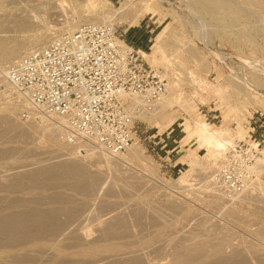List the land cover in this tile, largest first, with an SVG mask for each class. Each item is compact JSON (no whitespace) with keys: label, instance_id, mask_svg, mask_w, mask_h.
Returning <instances> with one entry per match:
<instances>
[{"label":"rangeland","instance_id":"obj_1","mask_svg":"<svg viewBox=\"0 0 264 264\" xmlns=\"http://www.w3.org/2000/svg\"><path fill=\"white\" fill-rule=\"evenodd\" d=\"M76 1L77 7L72 6L73 0H51L52 5L41 12L27 6L28 0H0L3 44L21 48L29 44L43 26V30L45 26H65L71 21L72 7L85 8L87 12L100 11L102 7L116 16L112 24L135 49L150 55L157 46L163 48L170 69L175 72L172 73L177 75H170L160 65L152 67L162 74L166 71V81L175 82L176 88L161 116L156 114L158 107L138 126L134 145L140 148L142 160L132 157V163L102 168L99 165L104 163L99 162L96 155L85 158L86 164L81 162L82 146L75 148L81 161L68 160L66 152H71L72 148L63 143L65 149L59 151L61 156L58 147L51 144L50 132L40 117L29 122L18 118L22 107L11 110L12 115H5V109L10 111L15 102L0 82V196L3 195L2 203L5 200L3 204L0 202L1 211L23 212L24 217L29 218L28 225L38 231L37 240L32 239L33 235L23 245L20 244L23 240L10 244L1 240L0 245L10 247L1 252L0 264H181L182 252H189L190 247L194 252L208 253L219 244L225 259L223 264H235L237 258L241 261L237 259L236 264H241L242 260V264H264V198L261 193L258 189L251 190V184L239 196H224L213 181L222 151L217 156L212 155L199 148L198 141L189 138L188 131H184L185 126L189 132L194 131V117H198L210 130L221 131L229 142L238 140V135L239 140L245 142L264 141V0H96L89 4L84 2L85 6L82 5L86 0ZM17 9L24 12L19 14ZM25 13L40 16L42 27L24 21ZM78 24H74V29ZM216 56H225L228 60L221 64ZM231 67L243 69L246 81L232 80L226 70ZM199 81L206 86L201 87ZM213 87L223 92L214 95ZM172 146L179 149L177 159L173 158ZM261 148L264 149V143ZM178 158L184 161L180 167L176 166ZM260 159L256 163L255 179L264 186V165L259 163ZM77 162L83 165L81 169L85 174L82 169V175L68 177L57 171L47 176L43 174L37 178L39 180L28 179L33 169L44 170L62 163L69 168L78 165ZM81 185L85 189L79 188ZM42 215L56 223L52 225L47 221L45 228L33 224L39 222ZM49 223L54 228L59 227L54 234L50 233L54 229ZM77 232L83 235V240H77ZM52 237H55L53 241ZM13 244L17 247L13 248ZM61 245L62 248L57 249ZM96 249L104 250V254L98 255L101 252ZM87 250L96 254L90 256ZM232 252L240 254L236 256ZM129 253L138 255L137 263L129 258ZM231 259L234 262H229Z\"/></svg>","mask_w":264,"mask_h":264},{"label":"built area","instance_id":"obj_2","mask_svg":"<svg viewBox=\"0 0 264 264\" xmlns=\"http://www.w3.org/2000/svg\"><path fill=\"white\" fill-rule=\"evenodd\" d=\"M141 52L108 23L80 24L53 37L6 66V81L28 103L18 118L29 122L42 115L57 123L67 146L88 143L116 158L135 143L142 117L167 94L165 74ZM226 70L232 80L246 81L243 69ZM262 143L233 141L222 150L213 181L224 196L232 198L254 181Z\"/></svg>","mask_w":264,"mask_h":264},{"label":"bare ground","instance_id":"obj_3","mask_svg":"<svg viewBox=\"0 0 264 264\" xmlns=\"http://www.w3.org/2000/svg\"><path fill=\"white\" fill-rule=\"evenodd\" d=\"M28 1H30L29 2V4L27 5V6H29V7H33L34 9H37V10H42L41 12H43V10H47V8L50 6V5H52L51 3H50V1L51 0H28ZM53 1V0H52ZM76 0H73V2H75ZM83 1V0H82ZM96 0H86V1H83V5L82 6H85L84 4V2H87V4H89V3H92V2H95ZM71 2H72V0H71ZM77 2V1H76ZM76 2L75 3H73L72 4V6H76L77 7V5H75L76 4ZM102 1H100V4H102L101 3ZM55 3V2H54ZM53 3V4H54ZM146 3V2H145ZM86 4V5H87ZM69 5V4H68ZM71 5V4H70ZM103 5V4H102ZM56 6V5H55ZM105 6V5H104ZM53 7V6H52ZM52 7H51V10H54V9H52ZM59 7H60V5H59ZM70 7V6H69ZM79 7H80V4H79ZM99 7H100V5H99ZM106 7V6H105ZM105 7H104V9H105ZM60 8H62V7H60ZM73 9V11H72V18H71V21L69 20L67 23H66V25L65 26H63V27H59V28H57V27H47V26H45L46 28L43 30V28H44V26H43V28H42V31L41 30H39V32H38V34H36L35 36H33L32 37V39L30 40V42H29V44H27L26 46H24V47H21V48H16V47H7V46H5L4 44H3V40L2 39H4V37L2 36V37H0V82L5 86V89H6V91H8L9 93H10V96L12 97L11 99H12V101L13 102H15V104L13 105L14 106V108H9V110L10 111H8V109H5V115L6 114H9V115H12L10 112H11V110H15V108L16 107H22V108H28V103H27V101L21 96V94L17 91V90H15L13 87H11L10 86V84L6 81V78H5V76H4V71H5V69H6V66L7 65H9V64H11L13 61H15L18 57H20L22 54H27L29 51H31V50H33V49H35V48H40V47H43L44 45H46L54 36H56V34L57 33H60V34H62V33H70V32H72L73 30H74V24H76V23H81V24H84V23H93V24H101V23H108V24H112V18H115L114 17V15H112V13L109 11V9L108 10H103L102 9V7L100 8L101 10L100 11H90V12H87V11H84L85 10V8H82V9H84V10H79V9H77V10H75L74 8L75 7H72ZM89 8V6H87V9ZM97 9V8H96ZM49 10V9H48ZM50 10V11H51ZM61 10V9H60ZM70 10V9H69ZM90 10V9H89ZM17 13H19V14H22L24 11L23 10H21V9H17ZM55 11V10H54ZM58 11V10H57ZM70 11V12H71ZM48 13H49V11H48ZM118 14V13H117ZM148 15V14H147ZM23 16V18H24V21L26 20V21H28L29 22V24L31 25V26H34V27H37V26H41L42 27V25H40L41 24V20L42 19H40L39 17L40 16H34V15H29V14H27V13H25L24 15H22ZM71 17V16H70ZM123 17V16H122ZM123 19V18H122ZM75 20V21H74ZM115 20V19H114ZM43 24V23H42ZM78 24V25H79ZM113 25V24H112ZM59 34V35H60ZM142 53V56H143V58H144V60L152 67V66H162L165 70H167V71H169V73H171L170 75H177V74H174L175 72L174 71H172L173 69H170L171 67H170V65H169V60H168V58L165 56V54H164V50H163V48L161 47V46H157L156 47V49L150 54V55H147V54H145L144 52H141ZM219 60H220V62H223L224 60H222V57H219V56H216ZM9 63V64H8ZM7 64V65H6ZM4 65H6V66H4ZM177 70V69H176ZM172 72H174V73H172ZM164 73H165V75H166V71H164ZM168 76V75H167ZM171 76V77H172ZM174 78V77H173ZM192 78V77H191ZM169 79V78H168ZM171 79V78H170ZM169 81H171V80H169ZM169 83V84H168ZM175 83V82H174ZM173 83V81H171V82H167V94H166V96H164V98H162L161 99V101L158 103V107H159V109H158V111L156 112V114H158L159 116H161V111H162V109H163V107L165 106V105H167V104H170L171 103V101H172V97H171V95L173 94V90H174V87L176 88V83L174 84ZM198 84H200V86L202 87V86H206V83H204V82H198ZM208 88V87H207ZM168 92H169V94H168ZM212 92L214 93V95H218L219 96V94H221L223 91L219 88V87H213V89H212ZM168 95V96H167ZM193 107V106H192ZM192 107H189V109H191ZM164 113V112H163ZM14 115V114H13ZM152 115V114H151ZM150 115V116H151ZM4 116V115H3ZM150 116H143L142 117V119L144 120V121H147L149 118H150ZM163 116V115H162ZM11 117H13V116H11ZM41 118L42 119V121L43 122H45L46 124H45V126H46V130H48L50 133V135H51V137H52V143L51 144H55L58 148H57V152L60 154L61 152H62V150L63 149H65V147L62 145V143L63 144H65L62 140H61V132H60V129H59V127H58V125H57V123L55 122V121H53V120H51V119H48V118H46V117H44V116H42V115H37V119L38 118ZM2 118V117H1ZM5 118V117H4ZM3 118V119H4ZM9 118V117H8ZM8 118L6 119L5 118V120H8ZM195 118V120H194V123H193V125H194V131H192V132H189V128L187 127V126H185V128H184V131H188V137L189 138H195L197 141H198V147L199 148H204L206 151H209L212 155H215V156H217L222 150H224L225 148H226V146L228 145V144H230L231 142H233V141H243V140H239V137H240V135H238V140H236L237 138V136L236 137H234V138H236L235 140L234 139H232V141H228V139H225V137H223L222 136V132L220 133L219 131H212V130H210V127L206 124V123H204L203 121H200V119H197L198 117H194ZM13 119H15L14 117H13ZM11 122H12V119L10 120ZM14 122H15V120H13ZM13 123V122H12ZM17 124V123H16ZM173 124V123H172ZM10 126H12V128H14L13 127V124L11 125V124H9ZM168 125H170V124H168ZM167 125V126H168ZM15 126V125H14ZM16 127V126H15ZM24 127V126H23ZM180 128V127H179ZM10 129V128H9ZM19 129V128H18ZM168 130H169V128H168ZM224 134V133H223ZM226 134V133H225ZM244 134V133H243ZM242 134V135H243ZM242 137H244V136H242ZM192 138V139H193ZM227 138H228V136H227ZM232 138V137H231ZM189 141V140H188ZM188 143V142H187ZM54 145V146H55ZM66 145V144H65ZM43 146V145H42ZM52 146V145H51ZM56 146L55 147H53V148H56ZM67 146V145H66ZM80 146H82L83 147V152H84V154H83V156H84V158H83V156L82 157H80V159L82 160H80L79 159V156L77 155V152L75 151V148H78V147H80ZM80 146H78V147H75V148H73V147H71L72 148V151L70 152L69 151V153L68 152H66L65 154H66V156H68L67 158H68V160H70L71 162H74L75 160L77 161V160H80L82 163H87L86 161H87V159H86V161H83L85 158H87V157H90V156H94V155H96L97 156V158H99L101 161H99V162H103L102 164L103 165H99V167H102V166H104V168L105 167H111V165L112 166H116V165H120V163H125V162H127V163H132L131 161H130V158H137V159H139V160H142V153H141V150H140V148L139 147H136V145H132L131 147H129L127 150H126V152H125V154H121V155H118L116 158H109V157H107V156H105V155H103V154H101V153H99V152H97L95 149H93V147L90 145V144H88V143H84V144H82V145H80ZM165 147H168V145H165ZM184 147V146H183ZM32 148V147H31ZM45 149V148H44ZM68 149V148H67ZM42 150V149H41ZM52 150V149H51ZM69 150V149H68ZM171 150H172V152H173V158L174 159H177V157H178V155H179V149L177 150L175 147H171ZM177 150V151H176ZM59 151H61V152H59ZM67 151V150H66ZM54 152V151H53ZM52 153V152H51ZM57 153V154H58ZM63 153H64V151H63ZM3 154V153H2ZM1 154V155H2ZM221 154V153H220ZM261 159H260V164H262V165H264V149H261ZM61 155V154H60ZM64 155V154H63ZM3 156V155H2ZM62 156V155H61ZM52 158V157H51ZM55 158V157H54ZM78 158V159H77ZM0 159H1V156H0ZM258 159V160H259ZM73 160V161H72ZM257 160V161H258ZM64 162H65V160H63ZM76 161H75V163H76ZM178 162L176 163V166H178V167H180V166H182V163L184 162L183 160H181V159H179L178 158V160H177ZM59 162H60V160H59ZM74 163V164H75ZM78 163V165H71L70 166V164L68 165V167L69 168H67L63 163V165L65 166V169H63L62 168V164H60V166L58 165L57 167L56 166H52V167H50V168H44V170L43 169H39V170H34L33 169V172H31V173H29L30 174V177L28 178V179H32V181L35 179H37L38 177L39 178H41V176L44 174V175H48V174H52V173H57V171L58 172H60V171H62V172H64L65 173V175L66 174H68V177H69V175H73V177L74 176H78V175H82L81 173H82V169H81V166H83V165H80L79 164V162H77ZM126 163V164H127ZM257 163V162H256ZM36 164V163H35ZM47 164V163H46ZM45 164V165H46ZM68 164V163H67ZM90 164V163H89ZM122 165V164H121ZM130 165V164H129ZM135 165V164H134ZM261 165V166H262ZM37 166V165H36ZM41 166V165H40ZM43 166V165H42ZM86 166V165H85ZM61 167V168H60ZM87 167V166H86ZM99 167L98 166H96V168H98V170H99ZM95 168V167H94ZM103 168V167H102ZM95 170V169H94ZM87 171V170H86ZM99 172V171H98ZM83 173L85 174V172H84V169H83ZM87 173V172H86ZM90 173V172H89ZM59 174V173H58ZM57 174V175H58ZM61 174V173H60ZM17 175V174H16ZM103 175V174H102ZM146 175V174H145ZM2 176V175H1ZM0 176V177H1ZM14 176V175H13ZM51 176H53V175H51ZM50 176V177H51ZM61 176V175H60ZM63 176V175H62ZM17 177V176H16ZM49 177V176H48ZM47 177V178H48ZM49 177V178H50ZM67 177V178H68ZM150 177V176H149ZM14 178H12V180H13ZM24 179V178H23ZM75 179V178H74ZM91 179V178H90ZM89 179V180H90ZM95 179V178H94ZM106 179V178H105ZM10 180V179H9ZM15 180V179H14ZM37 180H39V179H37ZM96 180V179H95ZM99 180V179H98ZM97 180V181H98ZM6 181H7V179H6ZM3 182H5V181H3ZM20 182V181H19ZM18 183V182H17ZM12 184H14V183H12ZM73 184V183H72ZM78 184V183H77ZM77 184H75V185H77ZM252 184V187H251V190H252V188H254V189H258L259 190V193H261V195H262V197L264 198V189H263V187L264 186H262V182H260L259 180H258V178L257 179H255L254 180V184L253 183H251ZM250 184V185H251ZM1 185V184H0ZM17 185V184H16ZM89 185V184H88ZM87 185V186H88ZM94 185V184H93ZM254 185V186H253ZM14 186V185H13ZM13 186H11V187H13ZM24 186V185H23ZM27 186V185H26ZM73 186H74V184H73ZM83 185H81L79 188H81V189H83L84 187H82ZM86 186V187H87ZM7 187V186H6ZM9 187V186H8ZM22 187V186H21ZM146 187V186H145ZM215 187V186H214ZM249 187V186H248ZM247 187V188H248ZM15 188V187H14ZM143 188V187H142ZM8 189H10V187L8 188ZM16 189V188H15ZM22 189H24V188H22ZM85 189V188H84ZM212 189V188H211ZM253 189V190H254ZM2 190V189H1ZM6 190V189H5ZM11 190V189H10ZM14 190V189H13ZM12 190V191H13ZM248 190V189H247ZM249 190H250V188H249ZM220 191H221V189H220ZM255 191V190H254ZM8 192V191H7ZM212 192V191H211ZM245 192V191H244ZM9 193V192H8ZM14 193V192H13ZM215 193H216V190H215ZM221 193H223V192H221ZM241 194V193H240ZM223 195H224V193H223ZM1 196H3V195H1ZM0 196V197H1ZM238 196H239V194H238ZM241 196H243V195H241ZM253 196V195H252ZM219 197V196H218ZM4 198V197H3ZM6 198H7V196H6ZM12 198H14V197H12ZM18 198V197H17ZM211 198V197H210ZM236 198V197H235ZM238 198V197H237ZM8 199H10V197L8 198ZM215 199V198H214ZM11 200V199H10ZM17 200V199H16ZM1 201H3L2 200V197L0 198V202ZM9 201V200H8ZM4 202H5V200H4ZM3 202V203H4ZM2 203V202H1ZM2 203V204H3ZM8 203V202H7ZM18 204H19V202H17ZM264 203V202H263ZM12 204V203H11ZM15 204V203H14ZM110 204V203H109ZM8 205H10V204H8ZM7 205V206H8ZM111 205V204H110ZM6 206V205H5ZM13 206V205H12ZM19 206V205H18ZM1 207H3V206H1ZM0 207V244L1 243H3V241L1 242V240H5V241H7L8 242V244H10V242L12 243V242H17V243H19V242H21L22 240V242L20 243V244H24V242H26V239L28 240V239H30V237H33V235H34V237H35V235H37V233H38V231L36 230V229H34V227L32 228V226H29L28 225V222H29V218L28 219H26L27 217L25 216L24 217V215H23V212L20 214V213H17V211L16 212H12V213H4V212H2L1 210H2V208ZM8 207H10V206H8ZM8 207H6V208H8ZM19 212V211H18ZM25 213V212H24ZM37 213V212H36ZM43 213V212H42ZM29 214V213H28ZM31 214V213H30ZM40 214V213H39ZM44 215V214H43ZM42 215V217H41V219L39 220V222H37V223H33V224H37L39 227H41V228H45L46 226H47V224H48V222L47 221H50V223L53 225L54 224V222L53 221H51V220H47V215L45 216L46 218L44 219V216ZM38 216V218L40 217V215H37ZM30 217V216H29ZM32 218V216L30 217V219ZM50 218V217H49ZM51 219V218H50ZM34 220H36V219H34ZM49 223V224H50ZM56 223V222H55ZM50 224V226H52ZM33 226H35V225H33ZM56 226H58V225H56ZM80 226H81V224H80ZM36 227V226H35ZM60 227H62V226H60ZM225 227V226H224ZM262 227V226H261ZM51 228H53L54 230L53 231H51L50 233H52L53 232V234H54V232L55 231H57L58 229H59V227H58V229H57V227H55L54 228V226H52ZM50 228V229H51ZM222 229V228H221ZM260 229V228H259ZM45 230V229H44ZM48 230H49V228H48ZM40 231H41V229H40ZM77 231V230H76ZM75 231V232H76ZM40 233V232H39ZM44 233H45V231H44ZM44 233L42 232L41 234H43L44 235ZM48 233V232H47ZM49 233V235H51ZM259 233H261V232H259ZM72 234H73V232H72ZM78 234V235H77ZM77 234H76V236L78 237L77 238V240L79 239V240H83L84 238H82L83 237V235L81 234V233H78L77 232ZM94 234V233H93ZM255 234V233H254ZM39 235V234H38ZM49 235H47V236H49ZM57 235V234H56ZM86 235V234H85ZM84 235V236H85ZM257 235V234H256ZM46 236V235H45ZM53 236V235H52ZM55 236V235H54ZM73 237H74V234H73ZM37 237H35V238H32V239H35V240H37L36 239ZM40 238V237H39ZM38 238V239H39ZM53 238V239H52ZM51 238V240L53 241L54 240V238L55 237H52ZM48 239H50V238H48ZM71 239V238H70ZM85 239H88V237H86ZM90 239V238H89ZM88 239V240H89ZM195 239V238H194ZM25 240V241H24ZM31 240V239H30ZM73 240V239H72ZM75 240V239H74ZM73 240V241H74ZM87 240V241H88ZM199 240V239H198ZM19 241V242H18ZM76 241V240H75ZM90 241H92V240H90ZM95 241V240H94ZM193 241V240H192ZM32 242V241H31ZM27 243H30V241L29 242H27ZM26 243V244H27ZM75 243V242H74ZM90 243H92V242H90ZM95 243V242H94ZM129 243V242H128ZM127 243V244H128ZM54 244V243H53ZM52 244V245H53ZM73 244V243H72ZM116 244V243H115ZM122 244V243H121ZM124 244V243H123ZM122 244V245H123ZM132 244V243H131ZM16 244H13L12 246H13V248L14 247H17V246H15ZM18 245V244H17ZM55 245V244H54ZM77 245V244H76ZM80 245V244H79ZM93 245V244H92ZM102 245V244H101ZM108 245V244H107ZM118 245V244H117ZM183 245V244H182ZM12 246H11V248H12ZM57 246H59V244L57 245ZM56 246V247H57ZM102 246H104V245H102ZM110 246V245H109ZM181 246V245H180ZM231 246V245H230ZM5 247V249H3ZM7 247H10V246H2V245H0V261H2V259H1V256L3 257V255H2V253L1 252H4L6 249H8ZM195 247V246H194ZM211 247H212V245H211ZM234 247V246H233ZM38 248V247H37ZM41 248V247H40ZM58 248H62V245H61V247H57V249ZM64 248V247H63ZM66 248V247H65ZM69 248V247H68ZM180 248V247H179ZM188 248V247H187ZM221 246H220V244L219 245H216V246H214L213 247V250H211L212 252H208L207 250V252L208 253H206L205 251V253H201L200 251L199 252H194V248H192L191 249V247L189 248V252L187 251L188 249H186L185 251H187V252H182V251H180L179 253H181L182 252V258L179 260L180 261V263L181 264H223L224 263V260H223V258H224V255H223V252H220L221 251ZM229 248V247H228ZM10 249V248H9ZM50 250H51V248H49ZM94 249V248H93ZM116 250H117V248H115ZM178 249V248H177ZM192 251H191V250ZM198 249V248H197ZM234 249V248H233ZM247 249V248H246ZM27 250V249H26ZM55 250V249H54ZM89 250V249H88ZM87 250V251H88ZM97 250V249H96ZM109 250V249H108ZM116 250H115V252H116ZM119 250V249H118ZM196 250V249H195ZM204 250V249H203ZM239 250V249H238ZM237 250V251H238ZM7 251H9V250H7ZM29 250H27V252H28ZM36 251V250H35ZM95 251V250H94ZM100 251V250H99ZM98 250H97V252L98 253H100L101 252V254H98V255H102V254H104V253H102V251H104V250H102V251H100L99 252ZM111 251V250H110ZM113 252H114V250H112ZM111 251V252H112ZM179 251V250H178ZM235 251V250H234ZM247 251V250H246ZM249 251V250H248ZM6 252V251H5ZM30 252V251H29ZM33 252H34V250H33ZM39 252V251H38ZM59 252V251H58ZM120 252V251H119ZM134 253L136 252V251H133ZM83 253H85V252H83ZM86 253H88L89 255L90 254H94L95 252H86ZM106 253H109V252H107L106 251ZM132 253V252H131ZM131 253H129V258H130V256H131V258L130 259H132V260H135V262H136V259L135 258H138V255L137 254H131ZM136 253H139V252H136ZM172 253V252H171ZM178 253V252H177ZM232 253H234L235 255H236V253L237 254H240V252L238 253V252H232ZM242 253H244V252H242ZM241 253V254H242ZM96 254V253H95ZM173 254V253H172ZM72 255V254H71ZM84 255V254H83ZM88 255V256H89ZM126 255H128V254H126ZM181 255V254H180ZM230 255V254H229ZM229 255H227V256H229ZM246 255V254H245ZM63 256V255H62ZM91 256V255H90ZM137 256V257H136ZM237 256V255H236ZM239 256H241V255H239ZM261 256V255H260ZM71 257V256H70ZM76 257V256H75ZM85 257V256H84ZM87 257V256H86ZM128 257V256H127ZM133 257V258H132ZM140 257V256H139ZM226 257V256H225ZM232 257V256H231ZM264 257V256H263ZM69 258V257H68ZM88 258V257H87ZM97 258V257H96ZM129 258H126L127 260H129ZM228 258V257H227ZM86 259V258H85ZM92 259H94V258H92ZM125 259V260H126ZM238 259V258H237ZM236 259V261H238ZM81 260V259H80ZM88 260V259H87ZM132 260H131V262H132ZM138 260V259H137ZM147 260V259H146ZM145 260V261H146ZM232 260V259H231ZM259 260H260V258H259ZM76 261H79L77 258H76ZM83 261V260H82ZM81 261V262H82ZM143 261V260H142ZM236 261H235V264H236ZM239 261H241V259L239 260ZM85 262V261H84ZM83 262V263H84ZM108 262V261H107ZM134 262V261H133ZM138 262V261H137ZM136 262V263H137ZM139 262H140V259H139ZM144 262V261H143ZM226 263L228 262V260L227 261H225ZM229 262H234L233 260L232 261H229ZM242 262H243V260H242ZM242 262H240L241 264H242ZM106 264H109V263H106ZM110 264H111V262H110ZM131 264V263H130ZM137 264H139V263H137ZM141 264V263H140ZM160 264H163V263H160ZM232 264V263H231ZM237 264H239V262H237ZM244 264V263H243ZM246 264V263H245Z\"/></svg>","mask_w":264,"mask_h":264}]
</instances>
